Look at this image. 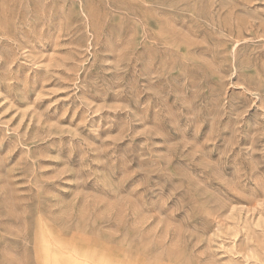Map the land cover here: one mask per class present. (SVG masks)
Masks as SVG:
<instances>
[{"label": "rangeland", "instance_id": "1", "mask_svg": "<svg viewBox=\"0 0 264 264\" xmlns=\"http://www.w3.org/2000/svg\"><path fill=\"white\" fill-rule=\"evenodd\" d=\"M264 264V0H0V264Z\"/></svg>", "mask_w": 264, "mask_h": 264}, {"label": "bare ground", "instance_id": "2", "mask_svg": "<svg viewBox=\"0 0 264 264\" xmlns=\"http://www.w3.org/2000/svg\"><path fill=\"white\" fill-rule=\"evenodd\" d=\"M107 260H106V258L104 257V258H101L100 259V264H106L107 262H106Z\"/></svg>", "mask_w": 264, "mask_h": 264}]
</instances>
